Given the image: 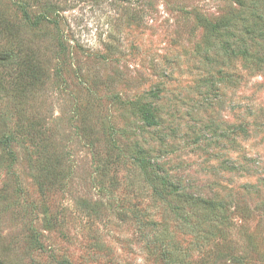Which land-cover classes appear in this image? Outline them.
<instances>
[{
	"label": "rangeland",
	"instance_id": "rangeland-1",
	"mask_svg": "<svg viewBox=\"0 0 264 264\" xmlns=\"http://www.w3.org/2000/svg\"><path fill=\"white\" fill-rule=\"evenodd\" d=\"M0 140V264H264V0H0Z\"/></svg>",
	"mask_w": 264,
	"mask_h": 264
},
{
	"label": "trees",
	"instance_id": "trees-1",
	"mask_svg": "<svg viewBox=\"0 0 264 264\" xmlns=\"http://www.w3.org/2000/svg\"><path fill=\"white\" fill-rule=\"evenodd\" d=\"M25 16H26L28 19H30V16H29V14L27 13V11L25 12ZM34 23H38V22L36 21V22H34ZM147 116H149V114H147ZM0 141H4V140H0Z\"/></svg>",
	"mask_w": 264,
	"mask_h": 264
}]
</instances>
